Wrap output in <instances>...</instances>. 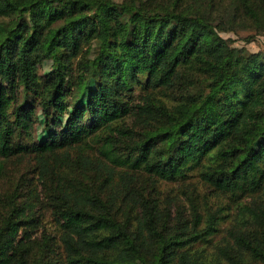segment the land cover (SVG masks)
<instances>
[{"label":"trees","instance_id":"1","mask_svg":"<svg viewBox=\"0 0 264 264\" xmlns=\"http://www.w3.org/2000/svg\"><path fill=\"white\" fill-rule=\"evenodd\" d=\"M236 23L263 34L264 0H0V178L32 155L37 181L0 197V264H264V50ZM163 183L212 197L174 212Z\"/></svg>","mask_w":264,"mask_h":264},{"label":"rangeland","instance_id":"2","mask_svg":"<svg viewBox=\"0 0 264 264\" xmlns=\"http://www.w3.org/2000/svg\"><path fill=\"white\" fill-rule=\"evenodd\" d=\"M226 7V1H218L214 8H213V15L216 17L223 16L225 11L223 8ZM254 34L251 32L247 27L244 25H240L239 23H236L232 28L230 32H222L220 35L224 38H229L232 41L233 46L236 47H244L249 52H257L259 50H264V33L261 35H257L253 37V40H250V36ZM250 40V41H249ZM39 67V73L41 77L48 78L51 77V61L50 60H44L38 64ZM51 90L53 89V86L55 84V81H52ZM209 83H207L206 86H208ZM216 84H212L209 87H206V89H210L211 87L215 86ZM135 97L134 101L138 102L142 99V97L145 95V91L136 90L135 91ZM50 95V94H49ZM38 117L40 120L43 119L42 113L38 111ZM36 133L40 134L42 129L41 124H36L35 126ZM35 162L34 157L32 155H25V156H16V157H10L7 160L3 162L4 172L2 177L0 178V197L2 195L9 196L11 193L17 194V197L20 200H23L26 198L27 191L29 189V185L31 183L37 184V181L34 179V168ZM32 181H31V180ZM179 185L177 184H166L163 183L160 186V190L163 193H166V191H170L171 195L176 197V203H177V209H173L174 212L176 211H184L186 214H189V212L192 211V206L190 201L193 200L196 202L197 209L199 211H202L205 208V202H209L210 198L212 197L210 195V192L206 190L204 186L201 184H192L190 186H187L183 189V193L178 192ZM216 198V197H215ZM216 201L211 203V207L213 209L216 208V203L219 200L218 198L215 199ZM2 207L0 205V219L2 217L1 214ZM203 212V211H202ZM49 210H44L45 219H48L50 216ZM234 215V209L225 211L222 214V217L219 221L218 225V231L210 237V242L206 246L208 252H215V247L222 242V238L225 234V229L231 224L232 219Z\"/></svg>","mask_w":264,"mask_h":264}]
</instances>
